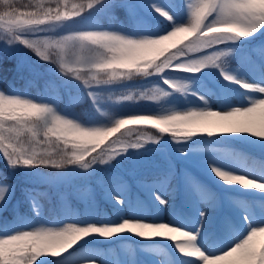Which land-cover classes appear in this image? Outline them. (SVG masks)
Here are the masks:
<instances>
[{"label": "snow or ice", "instance_id": "snow-or-ice-1", "mask_svg": "<svg viewBox=\"0 0 264 264\" xmlns=\"http://www.w3.org/2000/svg\"><path fill=\"white\" fill-rule=\"evenodd\" d=\"M117 9L127 27L100 26ZM8 65L27 85L60 80L98 114L0 89L12 177L59 187L98 165L167 163L139 180L142 200L123 176H101L111 216L87 189L83 213L64 203L54 220L35 187L22 190L33 216L20 215L0 173V216L12 212L0 220V264H264V0H0V74ZM137 101L156 107H120ZM170 188L182 200L165 219Z\"/></svg>", "mask_w": 264, "mask_h": 264}, {"label": "trees", "instance_id": "trees-1", "mask_svg": "<svg viewBox=\"0 0 264 264\" xmlns=\"http://www.w3.org/2000/svg\"><path fill=\"white\" fill-rule=\"evenodd\" d=\"M113 23H120L122 26L127 27V18L123 13L120 12L119 9L116 10L114 16L103 17L99 20V24L102 27H108ZM228 59L230 65L235 66V54L230 56ZM7 67L9 70L0 74V89L9 90L14 88L20 92H26L28 95L36 98H40L41 96L52 97L56 100V103L61 110H66L75 115H98L93 112L88 104L77 98L79 93L75 89L68 90L61 84L53 82L47 77H41L34 80L30 85H27L24 79H21L11 71L10 65ZM140 84H137L136 86L138 87ZM120 107H124L125 109L147 111L149 109L155 108L156 105L148 101H137L135 104L132 102H125V104L121 105ZM148 131L154 132L152 129H148ZM154 134L158 135V133ZM164 139L167 140L170 139V137L166 135L164 136ZM146 147H154V145H146ZM236 147L240 148L242 146ZM155 155L157 156L156 159H153L150 162L142 164L140 167L134 169L137 173L136 176L139 177L138 179L150 181L151 177L163 169L160 165L161 162L164 163V158L159 154ZM114 163L115 161L112 162V164ZM131 163L132 162L125 163L123 166L115 170L112 169L111 164L98 165L97 167L101 169V172H98L96 176L90 177L87 181H81L80 183L74 185V182L78 179L76 178L72 184L60 186L58 188L50 185L33 186L26 183L24 178L19 175L12 177L5 161L2 158H0V173L8 176L10 181L16 184V196L13 200V203L15 204L17 201L20 202L18 207V213L20 215L29 218L33 216L29 203L23 198L22 190L27 187H35L38 193H46L44 196H37V202L40 206V211L42 212L43 216L48 220H54L60 214L62 205L64 203H67L77 213H83L87 208V200L85 198V190L87 189H90L92 192H94L95 203L98 209L111 216L112 205L104 201L101 188L97 181L101 176L106 177L116 174L123 176L128 183L132 184L133 187L137 186L134 181L135 174L130 170L132 168ZM48 170L51 171V169ZM104 170L108 171L105 172ZM4 218L12 219L11 207L8 212L3 213L2 216H0V220Z\"/></svg>", "mask_w": 264, "mask_h": 264}, {"label": "rangeland", "instance_id": "rangeland-1", "mask_svg": "<svg viewBox=\"0 0 264 264\" xmlns=\"http://www.w3.org/2000/svg\"><path fill=\"white\" fill-rule=\"evenodd\" d=\"M119 10H120V12L123 13V14L125 15V17L127 18L125 11H124L123 9H119ZM28 54H29V55H32L30 52H29ZM42 77H47V78L51 79V81L61 84L60 80H58V79H55V78L49 77V76H47V75L42 76ZM130 83H131L132 85H134V87H133L131 90H138V87H137L136 85L142 83V81L137 80V81H133V82H130ZM61 85H62V84H61ZM62 86H63V85H62ZM109 102L111 103V101H109ZM156 157H157V156H156L155 154L152 155V156L146 157V158H144V162L141 163V164H139V165H137V164H135V163L132 162V163H131V167H132V168H131L130 170L133 171V173L135 174V173H136V170H134V169L140 167V165H142V164L148 163V162H150L151 160L156 159ZM162 157H163V156H162ZM163 158H164V163L161 162V165H160L162 168H164V167L166 166V163H167L165 157H163ZM182 167H183V165L177 164V170H180ZM42 171H46V172H47V171H50V170H48V169H42ZM51 171H52V170H51ZM74 181H75V179L73 180V182H74ZM81 181H82V180H80V179L78 178L77 181L74 182V185L80 183ZM135 181H136V183H137V185H138V187H139V191H134V189H133V187L131 186V184L128 183L129 186H130V189H131V195H132L133 198H139V199L142 200V199H144V193H143V192L141 191V189H140V184H139V179H138V177H135ZM59 187H60V186H59ZM56 188H58V187H56ZM166 198L170 199V205H169L168 207H166V208L162 211V213H161V216H162L163 218H165V219H167L168 216H169L170 213H171V210H172V209H171V203L174 202V203L177 205V207H179L180 204H181L182 196H181V194H180L179 192H172V189L170 188V189H169V195L166 196ZM133 247H135V246H133ZM137 257H138V258H142V256H141L140 253H137ZM161 259H164V258L162 257Z\"/></svg>", "mask_w": 264, "mask_h": 264}]
</instances>
